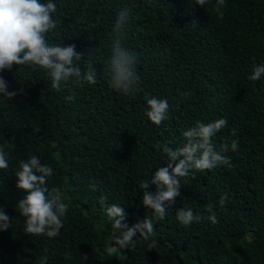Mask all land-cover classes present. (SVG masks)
I'll use <instances>...</instances> for the list:
<instances>
[{
    "label": "trees",
    "instance_id": "16d2710c",
    "mask_svg": "<svg viewBox=\"0 0 264 264\" xmlns=\"http://www.w3.org/2000/svg\"><path fill=\"white\" fill-rule=\"evenodd\" d=\"M52 2L56 27L46 34L48 43L75 44L84 53L77 62L82 71L91 61L97 79L73 77L57 91L39 66L0 70L8 91L17 92L11 100L0 95V145H14L5 148L8 167L0 169V206L12 218L0 231V264H40L44 256L47 264H264V74L248 79L264 65V0H225L222 18L216 0L204 7L196 0ZM125 8L131 11L121 42L136 57L140 77L129 94L110 87L107 71L113 28ZM152 96L170 105L159 125L146 116ZM221 118L227 124L213 142L217 150L229 146L222 154L232 166L191 170L159 219L142 204L139 185L167 166L164 146L186 143L183 133L198 120ZM33 155L52 167L47 186L59 187L68 204L56 237L27 234L15 209L26 195L16 187L15 171ZM111 204L125 208L129 226L151 218L150 239L138 237L134 248L109 254L112 221L105 208ZM178 208L202 219L185 226Z\"/></svg>",
    "mask_w": 264,
    "mask_h": 264
},
{
    "label": "clouds",
    "instance_id": "9594fccd",
    "mask_svg": "<svg viewBox=\"0 0 264 264\" xmlns=\"http://www.w3.org/2000/svg\"><path fill=\"white\" fill-rule=\"evenodd\" d=\"M207 0H196V4L204 7ZM225 6V0H216V12L223 13L221 8ZM56 4L52 0H0V70H11L13 65H34L47 71L51 79L52 88L61 90L62 82H67L75 77L77 81L83 80L89 84L96 83L97 73L91 61L87 70L82 71L77 63L84 57L83 52L76 51L75 44L64 46L63 44L50 45L46 34L56 27L52 14L56 11ZM130 9L125 8L118 13L113 32L112 55L107 65L110 74L109 85L113 89L124 94L131 93L140 83V77L135 71L136 57L129 53L122 45L124 29L129 20ZM264 74V65H256L248 79L256 81ZM18 91L23 92V89ZM0 95L11 100L17 95L16 91H8V82L0 75ZM68 100L73 96L66 97ZM148 109L146 116L156 125L167 119L169 103L167 99H158L155 96L146 97ZM227 124L226 118H221L208 123L196 121L195 125L183 133L186 143L175 149L164 146L163 151L168 157L167 166L158 167L152 174L151 181H143L139 188L143 189L142 204L154 211L159 219L166 216L168 206L175 202L182 187L181 178L187 177L190 171L210 170L218 165L231 167V160L223 155L229 146L224 144L217 150L213 137ZM233 135L235 132L233 131ZM6 147L14 145H0V169L8 167L6 159ZM53 149L59 148L57 142H51ZM160 145H157L159 148ZM231 150L236 151L238 141L231 142ZM53 173L50 165L41 164L35 155L28 160L19 162V169L15 171L17 177L16 187L23 189L26 195L18 201L16 208L21 216L25 217L24 231L27 234L56 237L63 227L62 219L68 204L64 202L62 191L59 187L49 189L47 177ZM150 184L156 186L155 193L147 191ZM94 187V186H93ZM228 199L227 194L221 197L220 204ZM104 205V199H101ZM105 211L112 221L111 233L108 237L109 244L106 251L109 254L119 249L135 247L137 238L149 240L154 232L152 219L145 217L129 226L126 222L127 213L119 204L106 206ZM211 213L209 219L215 222V213L208 206ZM177 220L188 226L199 222L202 217L194 214L191 209L178 208ZM11 220L0 206V231L7 230L11 226ZM151 249V245L149 246ZM40 264H47V256L40 259Z\"/></svg>",
    "mask_w": 264,
    "mask_h": 264
}]
</instances>
